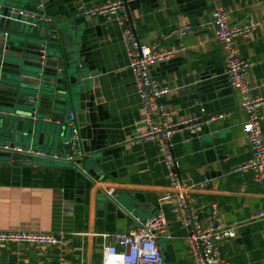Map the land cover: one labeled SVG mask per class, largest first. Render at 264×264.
Segmentation results:
<instances>
[{
    "label": "crops",
    "instance_id": "0c3cea01",
    "mask_svg": "<svg viewBox=\"0 0 264 264\" xmlns=\"http://www.w3.org/2000/svg\"><path fill=\"white\" fill-rule=\"evenodd\" d=\"M110 1L0 0L33 11L41 7L50 20H74L80 27V55L88 77L86 90L71 102V112L85 153L78 163L87 172L97 169L91 178L65 161L0 164V228L59 239L56 244L0 243V264H102L107 246L124 252L111 235L134 230L130 214L143 219L162 214L167 228L157 241L165 263L196 264L190 230L172 201L159 200L172 191L157 141L132 143L144 129L145 112L122 39L125 20L119 11L81 14ZM129 6L143 43L176 49L173 57L152 68L154 80L170 89L164 100L171 119L226 114L172 135V152L201 206L204 225L216 205L218 223L236 229V237L219 244L224 264H264V217L253 219L264 210V183L249 170H235L253 157L243 131L249 116L226 75L224 46L211 28L200 27L216 7L228 11L233 24H256L238 39L237 50L251 63L247 81L252 95L264 98V0H129ZM185 24L194 28L180 41L164 39ZM256 112L264 134V104ZM42 147L54 155L68 150L65 144ZM204 179L210 182L198 187ZM110 187L120 205L109 197Z\"/></svg>",
    "mask_w": 264,
    "mask_h": 264
},
{
    "label": "built area",
    "instance_id": "2783aa9c",
    "mask_svg": "<svg viewBox=\"0 0 264 264\" xmlns=\"http://www.w3.org/2000/svg\"><path fill=\"white\" fill-rule=\"evenodd\" d=\"M40 6V5H39ZM28 10L18 6L0 4V12L6 18H32L41 21H50V18L42 9ZM119 11L125 25L122 31V39L126 47V54L133 73L140 98L145 112L144 129L137 132L132 143L155 140L161 151L171 182V191L159 197L160 201H172L178 210L184 225L190 230L189 242L191 253L196 264H224L219 253V244L224 239L236 237V229L224 227L218 223V207L213 206L208 224L203 223L199 206L194 197L190 194V187L180 175L179 160L172 152L170 139L172 135L184 129H193L203 121L211 122L216 119L225 118L226 114L215 116L199 117L192 116L177 120L171 119L167 109L165 96L169 94L168 87L160 86L152 76V68L159 62L166 61L176 53L175 48L162 49L161 43L147 45L143 43L137 33V24L130 13L129 0H113L104 4L85 8L81 14L84 15H105L110 12ZM256 24L245 26L233 24L230 21L228 11L222 7H216L209 19L203 22L200 27L211 28L216 38L222 43L226 51V75L230 85L237 89L241 96V106L248 113V120L243 125V131L247 138L253 157L247 163L238 166L236 171H251L256 180L264 183V134L259 126V115L256 110L264 104V98L252 95L251 86L247 81V73L251 63L240 56L237 50V41L247 36L255 28ZM194 27L185 24L175 27L169 31L164 39L181 40ZM70 135L64 143L68 148L66 154L54 155L40 149H30L27 152L39 158L49 160L62 159L65 162H72L74 167L79 168L85 175L91 177L87 170L81 168L79 160H82L84 151L80 143V129L76 122V114L71 112L68 116ZM5 149H14L24 152L19 146L11 147L9 144L3 146ZM210 182L204 179L198 187H205ZM114 187L108 189L109 196H113ZM134 218L135 228L128 234L111 235L115 243L125 248L119 252L115 245L107 246L104 249L102 264H166L157 241L158 235L167 228V220L162 214L147 219L131 214ZM264 210L254 214L253 219L263 218ZM58 237L43 232H31L24 230L6 231L0 228V243H40L56 244Z\"/></svg>",
    "mask_w": 264,
    "mask_h": 264
},
{
    "label": "water",
    "instance_id": "95a60500",
    "mask_svg": "<svg viewBox=\"0 0 264 264\" xmlns=\"http://www.w3.org/2000/svg\"><path fill=\"white\" fill-rule=\"evenodd\" d=\"M1 13L6 10L0 12V164L31 166L39 157L28 150L63 147L68 140L71 102L86 90L88 77L80 55L82 34L74 20Z\"/></svg>",
    "mask_w": 264,
    "mask_h": 264
},
{
    "label": "rangeland",
    "instance_id": "374dc122",
    "mask_svg": "<svg viewBox=\"0 0 264 264\" xmlns=\"http://www.w3.org/2000/svg\"><path fill=\"white\" fill-rule=\"evenodd\" d=\"M70 129V128H69ZM71 131L69 130L68 131V135H70ZM25 141H29L28 139H25ZM50 150V149H49ZM37 160H41L45 163H48V162H56V160H49V159H45V158H37Z\"/></svg>",
    "mask_w": 264,
    "mask_h": 264
}]
</instances>
